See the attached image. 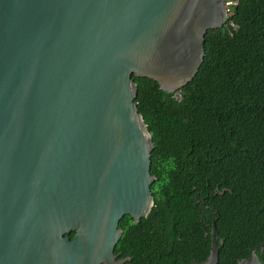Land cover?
<instances>
[{
	"label": "water",
	"instance_id": "water-1",
	"mask_svg": "<svg viewBox=\"0 0 264 264\" xmlns=\"http://www.w3.org/2000/svg\"><path fill=\"white\" fill-rule=\"evenodd\" d=\"M225 25L224 0H0V264H123L156 180L133 75L181 90Z\"/></svg>",
	"mask_w": 264,
	"mask_h": 264
},
{
	"label": "trees",
	"instance_id": "trees-1",
	"mask_svg": "<svg viewBox=\"0 0 264 264\" xmlns=\"http://www.w3.org/2000/svg\"><path fill=\"white\" fill-rule=\"evenodd\" d=\"M228 23L208 31L204 62L178 92L133 75L155 143V206L142 223L152 224V239L165 247L159 254L144 235L125 232L118 246L129 247L131 264L207 260L206 205L215 212L217 239H224L218 264H239L252 248L264 264V0H239ZM196 195L205 198L197 207Z\"/></svg>",
	"mask_w": 264,
	"mask_h": 264
},
{
	"label": "flooded vegetation",
	"instance_id": "flooded-vegetation-1",
	"mask_svg": "<svg viewBox=\"0 0 264 264\" xmlns=\"http://www.w3.org/2000/svg\"><path fill=\"white\" fill-rule=\"evenodd\" d=\"M152 193H153V191H152ZM153 196H154V194H153ZM196 198L199 201L198 204L196 205V202H197V200H196V202H195V206L196 207L199 204H203L204 201H205V198L204 197L202 198L199 195H196ZM154 206H155V196H154ZM205 208H206V210L202 209V211L204 213H207L208 217H210V219L212 220V223H211L212 224V229L210 230V232H206V234H205L206 237H209V235H210V238H208V239H210V247L212 249V242H213L212 230H213V226L215 224V221H214L215 218L213 217V214L215 212L214 213L212 212V214L207 212V209H209V205H206ZM126 216H128V219L125 222L122 223L124 227L123 226L121 227V221L119 223V228L122 230V236L124 235L125 232L128 233V234L130 233L129 234L130 235V238H137V235H144L148 241H150L151 243H153V244L156 245V250L160 254L162 252V249L165 247V244H163V243L156 244L154 242V240L152 239V224L151 223L143 224L142 223V220L139 221V222H136L129 215H126ZM207 225L209 226L210 223H208ZM126 229H128V230L126 231ZM216 239H217V235H216ZM220 240H218V241H220ZM117 249L119 251H116ZM128 251H129V247L127 245L122 246V247H119L118 244H117L116 245V248H115V253L117 255V258L116 259L118 261H121L123 264H131V262L133 260V257L128 253ZM205 261L206 260L200 261L197 258H193L192 261L188 262L187 264H203Z\"/></svg>",
	"mask_w": 264,
	"mask_h": 264
},
{
	"label": "built area",
	"instance_id": "built-area-1",
	"mask_svg": "<svg viewBox=\"0 0 264 264\" xmlns=\"http://www.w3.org/2000/svg\"><path fill=\"white\" fill-rule=\"evenodd\" d=\"M239 5V0H224V8H225V15H226V24L228 23V18L235 13L237 6ZM228 27L236 28L237 25L234 21H229ZM178 92V91H177ZM176 98H180V95L177 93Z\"/></svg>",
	"mask_w": 264,
	"mask_h": 264
}]
</instances>
